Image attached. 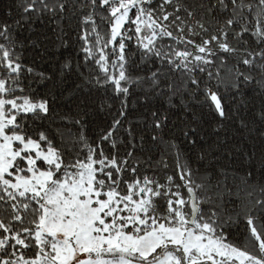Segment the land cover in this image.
Listing matches in <instances>:
<instances>
[{"label":"snow or ice","instance_id":"obj_1","mask_svg":"<svg viewBox=\"0 0 264 264\" xmlns=\"http://www.w3.org/2000/svg\"><path fill=\"white\" fill-rule=\"evenodd\" d=\"M34 17L48 20L50 43L74 48L60 74L106 97L111 120L94 138L80 118H61L76 134L44 126L51 102L24 83L51 79L25 62L41 47L20 38ZM189 101L216 121V140L169 127ZM225 122L264 140V0H11L0 15V264H264V150L233 167L241 149L219 138ZM240 221L243 242L226 231Z\"/></svg>","mask_w":264,"mask_h":264},{"label":"trees","instance_id":"obj_2","mask_svg":"<svg viewBox=\"0 0 264 264\" xmlns=\"http://www.w3.org/2000/svg\"><path fill=\"white\" fill-rule=\"evenodd\" d=\"M11 0H0V15L9 10ZM13 12L15 11L12 9ZM65 30L68 31L72 27L67 20L62 21ZM51 25L46 18L34 17L25 25L20 33L22 39L36 40L41 47L37 49L29 48L25 53V62L32 63L35 61V67L38 71H43L51 79L40 82L33 81L32 77H28L24 83L30 84L31 89L37 90L42 95H47L51 102L52 120L49 125L47 121L44 126L50 127L52 132L57 128L63 130L66 134H76L80 131L79 126L72 124L67 119L62 117L80 118L84 121V130L89 138H94L98 133L110 123L111 116L107 110H100V103L106 97L102 90L91 87L83 83L81 78L75 73H65L61 75L59 72L60 64L64 59L75 56L73 46L67 48L59 47L50 43L45 37H51ZM69 37L74 38V34L69 32ZM44 49H47L44 51ZM77 85H80L78 88ZM223 91V89H222ZM249 97H254L255 92L249 91ZM135 103L138 112H145L146 107L142 106L137 96L133 95L129 99L130 107ZM179 104V101H176ZM256 107L259 106V100H255ZM190 107L187 110L174 109L169 115V127L173 124L176 125L172 131H177L183 123H192L193 126L202 129L205 139L212 141L216 140V136L209 137L207 134L211 133L212 129L216 126V121L211 115L207 113L206 109H202L195 101H189ZM119 107V102H113L111 111L114 113ZM163 111V109H162ZM186 112V114H185ZM238 130V126L232 122H225V127L220 131L219 138L221 140L227 139L228 147H235L241 149L240 152H233L232 166L235 168H242L245 166L244 152L255 151L259 155L261 150H264V140L258 136H247ZM203 143V142H201ZM185 151L193 155L196 149L191 145H182ZM242 196L244 193L241 194ZM258 192L253 193V197H257ZM251 199V198H249ZM226 231L230 233L229 238L239 242H243L246 235V225L240 221L230 226L226 225Z\"/></svg>","mask_w":264,"mask_h":264}]
</instances>
